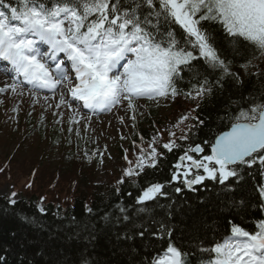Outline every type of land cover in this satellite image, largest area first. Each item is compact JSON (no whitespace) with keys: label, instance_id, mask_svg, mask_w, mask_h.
<instances>
[{"label":"snow or ice","instance_id":"obj_1","mask_svg":"<svg viewBox=\"0 0 264 264\" xmlns=\"http://www.w3.org/2000/svg\"><path fill=\"white\" fill-rule=\"evenodd\" d=\"M258 56L264 57V0H0V61L6 62L0 71L11 78V83L0 87V93L19 89L23 95L27 86L34 104L43 100L48 110H57L53 116L71 113L69 132L73 125L85 121V128L90 126L92 116H84L82 110L98 114L123 109L125 116L117 117L121 124L128 117L135 127L137 113L143 115L142 98L155 101L157 107L161 100L174 102L181 96L195 102V107L175 123L157 129L147 147L143 136L140 144L133 141L134 160L129 159V149H124L128 166L116 181L117 194L128 181L139 187L138 178L146 169L160 167L165 151L179 149L178 141H188L193 129L205 124V119L192 113L206 100L222 95L229 85L243 87L239 73L233 71L237 59L245 61L240 67L248 72L250 67H258L252 63ZM44 91L51 93V98L40 96ZM233 104L240 110L234 115L226 112L222 118L229 121L227 130L214 140H205L203 146L197 143L184 148L173 166L171 180L149 183L132 205H117L118 216L105 213L101 218L124 228L117 239L138 236L148 242L153 237L163 241L167 236V248L150 264H191L190 253L175 243L173 229L156 220L154 208L148 206L168 196L166 188L173 182L180 181L183 188L194 191L193 186L205 179L222 186L225 182L231 185L232 179L239 184L254 165L264 174V93L258 97L241 95ZM75 130L79 136V129ZM165 134L168 139L162 142ZM206 147L208 154H204ZM97 155L103 163V152H85L90 160ZM182 190L174 189L176 193ZM223 190L234 191L228 186ZM257 191L264 210V185ZM9 203L14 205L16 200ZM245 203L230 201L233 207ZM86 210L93 211L87 206ZM40 212H44L43 207ZM148 221L159 225L156 232L145 227ZM229 223V235L211 248L198 247L200 253L214 254L201 264H264V221L254 233ZM0 264L6 261L0 258Z\"/></svg>","mask_w":264,"mask_h":264},{"label":"trees","instance_id":"obj_2","mask_svg":"<svg viewBox=\"0 0 264 264\" xmlns=\"http://www.w3.org/2000/svg\"><path fill=\"white\" fill-rule=\"evenodd\" d=\"M214 27L223 37L219 26ZM248 58L252 59L251 56ZM243 63L244 60L237 59L233 66V71L238 72L244 82L243 87L229 85L222 95L216 94L206 100L194 112L205 119V124L193 129L194 135L188 141L180 142L179 149L171 153L160 149L165 151L160 167L146 169L138 178L139 187H134L128 181L120 186L121 192L117 194V184H94L92 170L85 162L62 160L56 164L55 171L47 175L43 167L38 172L35 167L37 163L32 162L28 170L33 173L32 179L38 172L39 177L33 179L37 186L31 183L30 189L25 187L24 194L14 205L9 203L7 197H0V258L6 264H141L142 261L148 264L154 255L167 248V236L163 241L153 237L148 242L138 236L133 240L117 239V233H123L124 228L107 224L101 218L105 213L118 216L117 205H132L140 190L149 183L171 180L173 166L184 148L197 143L203 146L205 140H213L230 126L229 121L222 118L226 112L233 115L239 112V107L233 101H238L241 95L258 97L264 93V70L255 71L250 67L248 72H259L260 75L249 76L240 67ZM179 99L188 101L183 96ZM229 105L232 107L229 108ZM154 114L151 111L144 121L149 122ZM144 134L145 130L138 128L132 134L133 139L139 141V136ZM117 151L116 159H121L123 154ZM208 153L206 147L204 154ZM65 166L76 172H64ZM259 180L264 184V174L259 165H254L243 174L239 184L235 179H232L231 185L226 182L223 186L205 180L195 185L193 191L183 188L180 181H175L166 188L168 196H161L155 203L149 202L148 206L154 208L156 220H163L173 229L175 243L190 253L188 259L191 264H201L204 259L197 251L198 247H206L228 233L231 230L229 221L248 229L259 217V200L254 191ZM226 186L234 191L225 192L223 189ZM176 187H181L182 192L176 193ZM58 189L65 192L64 197L58 195ZM47 196L50 198L47 199ZM41 197L44 198L43 213L37 209ZM241 200L246 202L245 205L233 207L230 204V201L239 204ZM86 206L93 211L89 213ZM141 219L147 220V217L142 216ZM149 226L152 232L159 227L148 221L145 227Z\"/></svg>","mask_w":264,"mask_h":264},{"label":"rangeland","instance_id":"obj_3","mask_svg":"<svg viewBox=\"0 0 264 264\" xmlns=\"http://www.w3.org/2000/svg\"><path fill=\"white\" fill-rule=\"evenodd\" d=\"M252 63L258 65V67H253L254 70H264V57H259ZM3 79L4 81L0 79V87H3L5 83H11L5 77ZM40 96L42 95L40 94ZM51 102L55 104L56 100ZM139 104L143 106L141 111L145 114L147 106L143 102H139ZM190 109H192V105L188 101L181 103H174L171 100L161 101L157 108V115L154 114L153 117L155 120L158 118H162V120L159 119L160 123L150 129L148 141L156 134L157 129H163L169 122L175 123L181 115ZM53 111L57 110L55 108L48 110L43 100L34 104L29 91L24 90L23 95L19 94V89L16 93L11 91L0 93V196H6L10 200L19 199L21 194H24L25 187L30 189L28 185L34 183V177H39L40 168L42 170L43 167V171L47 175L54 172L56 164L62 160L88 164L87 166L92 170L94 176V184H116L122 175V169L128 166L124 157L116 159L117 149H120L121 152H124V149H129V159H135L136 149L133 144L128 145L131 120L126 117L125 123L121 124L117 118L125 116L123 109L114 111L105 120L92 118L91 124L87 128H85L87 121L73 125L72 132L68 131V119L71 113L60 117L53 116ZM130 115L131 113H128V116ZM28 119L33 120L32 125L27 123ZM57 120L62 122L56 123ZM40 126L45 128L44 131L42 128L40 129ZM77 128L79 136L76 134L75 129ZM179 135L180 132L177 130V136ZM122 136L126 139H121ZM167 139L165 134L162 142H166ZM147 142L144 147H147ZM86 151L89 155L96 151L103 152V163L100 162L101 158L98 155L90 160L85 156ZM32 162L37 163L35 167L38 171L33 179V173H29L28 170V166ZM65 168L64 172H76L68 166ZM33 186L36 187L37 184L34 183ZM13 192L16 193L15 197L11 195ZM57 192L60 197H64V191L58 189ZM49 198L50 196H47V199ZM43 203L44 199L43 201L39 199L38 207H42Z\"/></svg>","mask_w":264,"mask_h":264},{"label":"bare ground","instance_id":"obj_4","mask_svg":"<svg viewBox=\"0 0 264 264\" xmlns=\"http://www.w3.org/2000/svg\"><path fill=\"white\" fill-rule=\"evenodd\" d=\"M1 79V78H0Z\"/></svg>","mask_w":264,"mask_h":264}]
</instances>
